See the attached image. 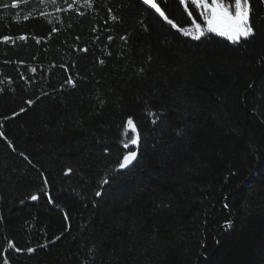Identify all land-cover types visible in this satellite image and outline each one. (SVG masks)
<instances>
[{"label": "trees", "instance_id": "1", "mask_svg": "<svg viewBox=\"0 0 264 264\" xmlns=\"http://www.w3.org/2000/svg\"><path fill=\"white\" fill-rule=\"evenodd\" d=\"M12 3L0 0V264H264V2L255 37L235 44L180 33L189 11L202 19L191 0ZM129 150L138 160L117 169ZM8 240L36 251L9 254Z\"/></svg>", "mask_w": 264, "mask_h": 264}, {"label": "snow or ice", "instance_id": "2", "mask_svg": "<svg viewBox=\"0 0 264 264\" xmlns=\"http://www.w3.org/2000/svg\"><path fill=\"white\" fill-rule=\"evenodd\" d=\"M44 0H41V3H43ZM57 0H50V3L55 5ZM77 0H72V3L68 4V8H72L73 4H75ZM86 3H90V0H85ZM142 2L145 5H148L151 0H142ZM166 4V0H162ZM191 2L195 5L196 9L198 10L199 16L202 18L201 22H197L194 17H192V12H188V16L191 17V26L190 27H180L178 28V31L182 33L185 36H192L194 39L199 40L201 37L206 36L210 33H215L219 36L226 37L229 41H232L235 43H241V42H247L249 38H254L256 35V30L254 27V21L252 19L254 15V8L252 5V0H191ZM264 2V0H262ZM180 3L185 5V10H187V4L186 0H180ZM13 8L17 7L16 0H13V3L11 5ZM5 8L8 7L7 4L4 5ZM151 7L156 10L157 13L163 18L164 21H166L169 25H171L173 28H177V25L169 19L167 15L160 9V7L152 3ZM57 11L59 12L60 9L57 8ZM79 11V9H77ZM109 12H111V9H109ZM81 15L84 13L81 12ZM41 16H48L47 12H40ZM24 19H29V16H24ZM111 19L115 20L116 18L114 16L111 17ZM107 23V21H105ZM53 32L58 31V29L53 26L52 29ZM51 35V33L49 34ZM16 39H19L21 41H27L28 36L27 35H20L16 37ZM37 43L40 42L39 38L34 37ZM78 39V38H77ZM112 39L111 36H108V40L110 41ZM122 39H126V37H122ZM3 42H11L15 44L16 40L13 39L11 36L5 35L2 37ZM84 51H87V49H83ZM22 63V62H20ZM30 72L35 73L36 68L30 67ZM140 71H143L141 69ZM23 76V73H21ZM25 80L27 78L25 77ZM67 84L74 86V81L71 76H69L68 80L66 81ZM43 94V93H42ZM28 105H31L34 103L32 100H28L26 102ZM21 112L25 111V109H20ZM16 115V113H14ZM127 126L131 128L132 132L134 133L130 139V143L132 145H137L141 141V133L136 130V126L133 122L132 117H128L127 119ZM0 137H3L5 140H7V137L4 136V132L0 131ZM8 144L11 145L12 142L8 141ZM124 148L127 149L129 147V143H124ZM107 151V149H105ZM23 155V154H22ZM138 160V152L137 151H127L126 154L122 156V159H120L117 169H126L129 166L133 165L135 161ZM72 169L68 168L66 175L68 173H71ZM114 178V177H113ZM103 183L107 184L108 179L105 178ZM43 184L44 188L41 190L43 192L48 191V179L47 177H43ZM100 192H97L96 195H100ZM30 199L37 200L38 195L33 194ZM49 200L51 201V196H49ZM65 219H67V213L64 214ZM229 226L231 225V221L226 222ZM62 235V234H61ZM56 239H60L59 236L56 237ZM44 246H47L46 244ZM11 250H14L15 252H21V251H27L28 253L35 252L36 249L33 247H28L26 249H22L16 246V243L12 240L7 241V249H5L6 252L10 254ZM3 264H8L7 256L3 258Z\"/></svg>", "mask_w": 264, "mask_h": 264}, {"label": "rangeland", "instance_id": "3", "mask_svg": "<svg viewBox=\"0 0 264 264\" xmlns=\"http://www.w3.org/2000/svg\"><path fill=\"white\" fill-rule=\"evenodd\" d=\"M196 19V21L199 23V22H201L202 21V19H201V21H198L197 19H198V17H196L195 18ZM222 37V36H221ZM226 38V37H225ZM4 258V257H3ZM2 264H3V259H2Z\"/></svg>", "mask_w": 264, "mask_h": 264}, {"label": "water", "instance_id": "4", "mask_svg": "<svg viewBox=\"0 0 264 264\" xmlns=\"http://www.w3.org/2000/svg\"><path fill=\"white\" fill-rule=\"evenodd\" d=\"M136 163V161L133 163V165Z\"/></svg>", "mask_w": 264, "mask_h": 264}]
</instances>
